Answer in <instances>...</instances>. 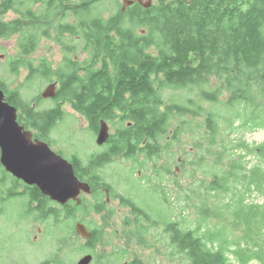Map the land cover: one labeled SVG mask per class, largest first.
Returning a JSON list of instances; mask_svg holds the SVG:
<instances>
[{
  "label": "trees",
  "instance_id": "trees-1",
  "mask_svg": "<svg viewBox=\"0 0 264 264\" xmlns=\"http://www.w3.org/2000/svg\"><path fill=\"white\" fill-rule=\"evenodd\" d=\"M102 1L0 0V14L13 11L17 15L13 29L11 23L0 21V38L18 35L9 71L19 75L25 70L28 85L37 78L59 81L51 98L56 107L51 110L32 107L15 89L18 122L25 121L32 128L45 118L52 128L65 115L59 103H67L88 119L95 116L129 121L131 127L144 125L156 138L173 128L172 142L163 148L162 156L178 155L176 145L190 143L182 142L185 136L192 141V151L183 150L184 154L205 160L203 166L191 161L194 174L187 184H178L180 176L173 179V189H180L173 200L158 178L148 184L136 182L140 200L134 202L143 212L151 210V218L140 219L135 211L124 220L119 236H124V243L99 235V247L113 245L114 257L105 263L120 264L138 247L154 253L148 260L132 264H157L158 255L176 264H264V142L252 146L244 139L245 134L264 129V0H152L149 8L134 3L107 19L96 8ZM46 16L50 24L33 23ZM42 37L55 38L56 43L74 51L80 47L84 58L72 61L66 54L54 70L40 57L36 69L31 55ZM99 61L102 63L96 67ZM95 68L112 70L119 79L111 83L101 74L83 72L82 79L93 78L102 91L97 88L94 101L79 104L78 72ZM213 84L216 87L210 90ZM0 86L8 87L1 79ZM163 87H198L201 99L210 105L206 110L195 102L165 105L160 93ZM90 91L85 88L80 96L88 98ZM188 115L194 121L181 119ZM157 127L160 131L156 132ZM129 131L124 127L119 134ZM193 133L200 135L197 139L188 136ZM145 138L150 141L146 135L133 144ZM155 155L142 150L122 156L118 151L113 158L133 159L139 169L158 164L160 158ZM1 169L0 198L4 201L11 199L13 183ZM24 195L33 201L44 199L50 216L58 212L55 202L36 186L26 188ZM63 211L68 216L81 213V221L90 213L86 201L81 206L66 203ZM104 221L108 223V219ZM113 234L116 236L115 231Z\"/></svg>",
  "mask_w": 264,
  "mask_h": 264
},
{
  "label": "flooded vegetation",
  "instance_id": "flooded-vegetation-1",
  "mask_svg": "<svg viewBox=\"0 0 264 264\" xmlns=\"http://www.w3.org/2000/svg\"><path fill=\"white\" fill-rule=\"evenodd\" d=\"M8 14H11V13L9 11L7 12L2 11V13L0 14V21L6 24L11 23L10 28L13 29L14 26H12V21L16 19L17 15L14 14L15 18L9 19L7 22H4L3 18L7 17ZM74 21L76 23V20ZM33 23H35L36 25L40 24L42 26H44L45 24H50L47 16L45 20H42L40 22L39 21L36 22L35 20H33ZM34 32L35 31L31 32V37L34 36ZM42 32L44 33L45 29H43ZM5 39L6 38L4 39L0 38L1 41ZM40 40H41L40 45L44 44L46 46V49H45L46 53H49V56L44 55L41 57H44L45 59H47L49 62V65L52 66L54 70H56L57 67L63 63L64 57L66 54L69 55L72 61H79L83 57L80 47H78L74 51L70 47L67 48L65 46H61L59 43H56L55 38L46 39L45 37H42ZM38 49L39 48L37 47V49L34 50L31 55V58L33 59L36 69L39 66L36 59L40 57H33V55L36 53ZM54 50H57L58 52L57 56H53ZM101 63H102L101 61L97 62L96 67L100 66ZM44 71H47V70H44V69L41 70V72H44ZM83 72L93 73L94 75L101 74V77L103 80L112 81L111 83L119 79V76L114 74V71L112 70H107V69L101 70L97 68L93 69L92 72L86 71V70H80L78 72V76L80 77V80H78L77 83L75 84L79 104H83L88 99H91L92 101H94V99H96V96H98L99 93L102 91L101 87L95 85L94 83L95 81L93 80V78L89 80L82 79L81 75L83 76ZM52 83L56 85V90H58L59 81L54 80L52 82H49V84H52ZM85 88L89 89V91L91 88L88 98L87 97L82 98L80 96L82 90H84ZM97 88L99 90V93H98ZM0 90L4 94V101L8 103L9 105L15 107V104H14L16 103L15 89L0 86ZM93 90H94L95 95H92ZM113 95H114V91H113ZM127 97L128 95L124 94V98L126 99ZM59 105L62 109L66 105L69 106V104L67 103L64 105H62V103H59ZM32 107H35V104H33ZM55 107L56 105L46 110H51ZM18 112L19 110L17 109V114ZM73 113H74V118L78 125L76 126L78 127V130L80 131L79 135L83 133L92 134L94 137V144L98 147V150L93 148L94 149L93 152L87 153L88 147H85V153H79L78 147L80 145V140L78 137L75 138V139H78L77 147H75V145L70 142L72 140H66L60 133L59 135H61V137L59 139L53 138L52 136L54 133L53 131L55 127L59 125L62 120H56L52 128L49 127V123L47 122L45 118L41 120L42 121L41 124H39L37 127L33 126L32 128L31 127L27 128L25 125L26 124L25 121H21L18 123L19 125L24 127L25 130H29L32 132V140H39V141L46 143L47 146L53 152L62 156L69 163H71V165L73 166L74 173L76 177L79 179V181L88 184L89 193H85L81 191L78 196L80 202H77L75 200H70L67 202V204H71L72 202H74L78 206H81L82 202L86 201L87 205L89 206L90 213L92 215H95V214L99 215L100 220L98 221V219H96V221L94 222L95 224L92 227L89 224V221L86 219V217H85V221H81V218H82L81 213L79 214L76 213L71 216H68L66 212L63 211V207L65 204L60 205L56 202L54 206H56V209L58 212H56V215L50 216V213H48V210H49L48 203L44 199L40 202L38 200L33 201L27 198V195H24V192L26 191V188H30L31 186L25 184L22 180H19L13 175H11L10 173H8L0 162V166L2 168L1 170H4L7 174L10 175L12 183H13L12 190H11L12 196L10 198L14 203V208L15 209L17 208L18 202H21L23 207L25 208V211L23 213L16 214V216L20 217L21 220L24 217L25 222L27 224H30V227L28 228H26L25 223L21 224L20 226H25V227H21L19 231L14 228H11L9 231H3V235L10 233V237H11L10 241L14 249L10 259L13 261V264L14 262L19 264L21 261L19 260V257H20L19 249H24L27 251L31 250L29 252V255L26 258L25 257L22 258V260H24L25 262L27 261L28 264H33L34 261L42 257L44 254L38 255V252L33 251V246L40 244L41 242L47 240L48 237H50V235H48L50 229L47 228V225L49 227L51 226L55 227L57 225H60L63 221L68 220V219H71L73 221V232L70 234H61V235L51 238L50 240L53 242L52 247H55L57 249L56 253L52 252L51 254H49L51 256H49L48 258L39 260L36 264H62L58 260V256H60L59 251L62 250L61 247H66L67 249H69L70 247H73V246H79L81 248L82 257L86 255H90L92 257V261L90 264H107L104 262L105 259H107L108 257L113 258L114 255L112 253V250H113L112 246L101 248L98 245V236L106 235L104 233H106L110 229L108 224H106L103 221L105 219H108V220L112 219V224L110 225V227L112 228L111 232L113 233V231H115L116 236L119 237L121 235L120 234L121 229L124 228V226L126 225L125 223H123V221L128 220L129 217H131L133 212L135 211L138 212L137 217L140 219L149 220L151 218V214H152L151 210L144 209V212L141 211V207L135 204L134 200L131 199L132 197L130 195H128L126 192L125 193L120 192L119 190H117L118 188H116L114 185H112V183L109 182L111 178L108 180L104 176L103 171L106 169V167L109 164L113 162L114 160L113 155L115 152H118V151L121 153L122 156L127 155V154L129 156H134L138 154L139 152H141L142 150H144V152L147 154H151V153L154 155L156 154L155 156H158L160 158L158 163L161 164L162 150L163 148L166 149L168 144L172 142L171 141V137L173 136L172 132L170 135L165 136V139L163 140L160 133H158L157 138L152 137L153 130L151 128L146 129L144 125H138V126L131 127V123L129 121L119 122V119H116L115 121H111L109 119L106 120L103 118L96 119L95 116H92L91 119H88L85 114H81L80 112H75L74 110H73ZM159 113H160V110H159ZM126 114L127 112L122 113L123 116H125ZM102 122H105L107 125L108 137L103 144L98 145L97 138H98V134H99ZM124 127L130 128V131L127 132L125 135L119 134V130ZM155 130L156 132L160 131L158 127ZM146 135L149 136L150 138L149 142L145 138L138 145L133 144L137 139L144 138ZM66 143H69L70 148L66 147ZM82 146L83 145L81 144V147ZM115 146H116V149H115ZM0 157H1V149H0ZM128 160H132V159H128ZM177 162H178V167L182 171V167L185 165V162L180 156L178 157ZM160 164L149 165V168H151L152 171H154V173L152 172L154 178L162 179L163 174L165 176L170 175L172 177L171 181H169L171 183V187L169 188L168 195L173 200V197L171 195L172 193L171 188H173V170L177 171L176 167L174 169H170L166 165L162 166V164L161 165ZM136 168L137 167L135 166H132V167L130 166L132 174L135 170H137L136 171L137 173V172H141L142 170L146 169V167H141L139 169H136ZM141 183H144V182H141ZM163 183L165 184V182ZM32 186H35V185H32ZM166 187L168 188L167 185ZM129 190H131V188H129ZM146 196H150V195H146ZM34 208H36L37 211H33ZM17 217L13 219L12 225L15 224V226H17V224L20 223V220L18 221ZM77 223H81L82 225H84L87 231L90 233V236L87 239L81 237L76 232L75 226ZM158 248L164 249L163 247H160V246ZM108 250H109V253H102V252H107ZM132 254H135V253L133 252ZM135 257L136 258L133 257L132 262L137 261V256L135 255ZM81 258L77 260L76 264ZM115 264H118V263H115Z\"/></svg>",
  "mask_w": 264,
  "mask_h": 264
},
{
  "label": "rangeland",
  "instance_id": "rangeland-1",
  "mask_svg": "<svg viewBox=\"0 0 264 264\" xmlns=\"http://www.w3.org/2000/svg\"><path fill=\"white\" fill-rule=\"evenodd\" d=\"M123 1L124 0H103L102 4L96 6V8L100 12L99 14L101 15V17H103L104 19H107L111 15L115 14L118 10L121 9ZM10 13L11 14H8L7 17L3 18L4 22H7L9 19L15 18L14 12L11 11ZM16 35L17 34L8 35L7 37H5L6 38L5 40H2V41L0 40V79L4 81L9 88L17 89V91L20 92L24 100L31 101L32 105L35 104L36 109L46 110L48 108H52L53 106H55V102L51 98L50 99L41 98V93L46 88V86H48L49 82H46L42 78H37L34 81H32L30 85H28V84H25V77L27 75L25 70H23L19 75L16 73H11L9 71V65H10L9 62L11 61L10 59L16 55V46L18 44V35L17 36ZM1 39H4V38H1ZM38 48L39 49L36 51L33 57H41L44 55L49 56V53H46L45 51L46 46L44 44H41L40 46H38ZM57 55H58L57 50H54L53 56H57ZM82 58H84V56ZM215 87H216L215 84H213L209 87V89L213 90L215 89ZM160 93H161L162 99L165 101V105L167 104L171 105V103L174 102L180 105L189 106L188 102L190 103L195 102V103L202 104L203 105L202 108L204 110H206L210 105L209 102L203 101L201 99L202 92H201V89H199L198 87H194V88L163 87V90H160ZM34 98H38V100L33 102L32 100ZM63 111L65 113L64 118H62L61 119L62 121L60 122V124L55 127L53 131L54 133L52 135L53 138L59 139L62 135L66 140H72L70 142L73 143L75 147H77L78 139H75V138L78 137L80 140V145L78 147L79 153H85V147H88L87 153L93 152L94 151L93 148L98 150V147L94 144V137L92 134L83 133L79 135L80 131L78 130V127H77L78 125L74 118L73 110L68 105H66L63 108ZM176 119L177 120L180 119V116H177ZM181 119L182 120H187V119L192 120V117L190 115L185 116V117L181 116ZM172 130L173 128L168 130V132L163 135L164 136L162 137L163 140L165 139L166 135H170L171 132L173 134ZM59 133L61 135H59ZM199 135H200L199 133L188 134V136H190L193 139H197ZM244 139L246 142H248L252 146L262 144L264 142V129H258L253 132L247 133L245 134ZM189 141L190 143L188 145L184 143V142H189ZM182 142L184 143L183 146L178 144L175 147L176 153L178 152V150H180L178 152L179 153L178 155H176L175 157L170 156L168 158H166L165 156L161 157L162 166L166 165L170 169H174L176 167L177 171L173 170L175 173L173 175V179L177 176L178 177L180 176L182 179H181V182H178L179 185L187 184L189 175L194 174L191 170V166H192L191 161L193 163H197L198 161L199 166H203L205 163V160L203 161L198 160L199 157L196 155L193 156V154H184L183 150L186 152L192 151L191 150V147H192L191 139L184 136L182 138ZM81 144L83 145L82 147H81ZM66 147L70 148L69 143H66ZM178 156H180L185 162V165L182 167V171L178 167V162H177ZM188 160H190L189 163H188ZM149 165H152V164L150 163ZM149 165L146 167L145 170H142L141 172H137V173H136L137 171L136 170L135 174H132L130 166L136 167V164H134L133 159L128 160L124 158H114L113 162L109 164L106 167V169L103 171V174L108 180L111 178L109 182L112 183V185H114L116 188H118L117 190L123 193L126 192L128 195L132 197L130 198L133 200H136V199L140 200L139 193L134 189V185L136 184V182L140 180L141 182H144L145 184H147L149 181L154 182L157 179V178H154L153 176L154 171H152V169L149 168ZM162 177L163 178L160 180H162V182H165V185L168 186L167 191H169V188L171 187V183L169 181H171L172 177L170 175L165 176L164 174L162 175ZM129 188H131V190H129ZM171 190H172V193H171L172 197L178 196V192L180 191L178 187H175L174 189L171 188ZM141 193L142 195L144 194L143 191H141ZM17 205L18 206L15 209L14 203L11 199H7L4 201L0 199V264H13V261L10 259L13 253V250H14L12 247L11 241H10L11 239L10 233L3 235V231H9L11 228L17 229L19 231L21 227H25V226H20L23 223L26 224V228L30 227V224H27L25 222L24 217L21 220L20 217L16 216V214L23 213L25 211V208L23 207L21 202H18ZM15 217L18 218V221L20 220V223H18L17 226H15V224L12 225L13 219ZM86 219L89 221V224L93 227L96 219H98V221L100 220V216L96 214L92 215L91 213H88V215L86 216ZM103 222L106 223L107 221H103ZM106 224H108L110 229L104 234H106L108 238H112L114 243L119 242V241L124 243L125 242V240L123 239L124 236L117 237L111 232L112 228L110 227V225L112 224V219L108 220V223ZM51 227L47 225V228L50 229L48 233L50 237H48L47 240L41 242L40 244L33 246V251L38 252V255L44 254L42 257L34 261L33 264H36L41 259L48 258L49 256H51L49 254H51L52 252L56 253L57 249L55 247H52L53 242L50 239L55 236L61 235V234L72 233L73 232V221L71 219H68V220L63 221L60 225H57L52 228ZM122 243H118V245L121 246ZM61 249L62 250L59 251L60 256H58V260L62 264H76L77 260L82 257L81 248L79 246H73V247H70L69 249H67L66 247H61ZM135 250L136 252L133 251L135 254L130 253L124 260L120 262V264H132L133 257L136 258L135 255L137 256V260L141 259L142 261H146L151 256V254L154 253L150 249H142L138 247H136ZM30 251L31 250L27 251L24 249H19V255H20L19 260H21L19 264H28L27 261L25 262L24 260H22V258L24 257L26 258L29 255ZM102 253H109V250L107 252H102ZM109 259H112V258L108 257L107 259H105L104 262H106ZM157 260H158L157 264H176L175 262L174 263L170 262V260L168 259L167 261L164 257L160 255L157 256ZM14 264H17V263L14 262ZM252 264H259V263H252Z\"/></svg>",
  "mask_w": 264,
  "mask_h": 264
},
{
  "label": "water",
  "instance_id": "water-1",
  "mask_svg": "<svg viewBox=\"0 0 264 264\" xmlns=\"http://www.w3.org/2000/svg\"><path fill=\"white\" fill-rule=\"evenodd\" d=\"M137 3L149 8L152 0H124L121 11ZM56 95V85L49 84L41 93V98L50 99ZM108 137L107 125L102 122L97 144H103ZM0 162L5 170L22 180L25 184L35 185L40 192L60 205L70 200L80 202L81 191L89 193V186L79 181L73 166L65 158L53 152L46 143L32 140V132L25 130L17 121V109L4 101L0 90ZM76 232L87 239L90 233L81 223L75 226ZM92 257L86 255L77 264H90Z\"/></svg>",
  "mask_w": 264,
  "mask_h": 264
}]
</instances>
